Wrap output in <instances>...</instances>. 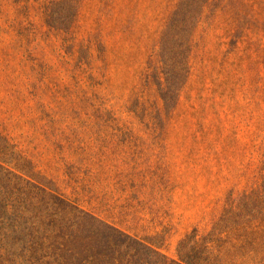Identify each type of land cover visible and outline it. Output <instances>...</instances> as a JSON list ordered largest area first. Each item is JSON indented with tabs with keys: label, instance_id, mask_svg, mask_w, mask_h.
<instances>
[{
	"label": "rangeland",
	"instance_id": "obj_1",
	"mask_svg": "<svg viewBox=\"0 0 264 264\" xmlns=\"http://www.w3.org/2000/svg\"><path fill=\"white\" fill-rule=\"evenodd\" d=\"M0 0V162L178 258L262 180L264 0H208L172 109L147 75L181 0ZM7 163V162H5Z\"/></svg>",
	"mask_w": 264,
	"mask_h": 264
},
{
	"label": "trees",
	"instance_id": "obj_2",
	"mask_svg": "<svg viewBox=\"0 0 264 264\" xmlns=\"http://www.w3.org/2000/svg\"><path fill=\"white\" fill-rule=\"evenodd\" d=\"M20 1V0H16ZM208 0H181L160 43L159 71L147 75L172 109L188 79L192 31ZM47 25L69 32L77 0H50ZM0 162V264H264V163L261 183L226 207L205 234L196 230L167 259L151 243L82 209L44 178L19 164ZM7 162V163H5Z\"/></svg>",
	"mask_w": 264,
	"mask_h": 264
}]
</instances>
